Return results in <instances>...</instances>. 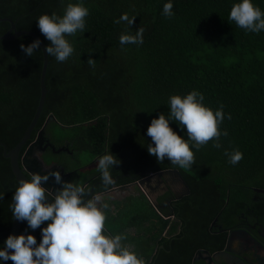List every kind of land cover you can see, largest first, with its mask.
Wrapping results in <instances>:
<instances>
[{
    "label": "trees",
    "instance_id": "trees-1",
    "mask_svg": "<svg viewBox=\"0 0 264 264\" xmlns=\"http://www.w3.org/2000/svg\"><path fill=\"white\" fill-rule=\"evenodd\" d=\"M79 2L0 0V18H11L19 30H33L47 47L50 41L39 30L38 17L53 12L62 16L68 3ZM82 2L89 9L85 29L66 37L74 47L73 54L65 62L48 56L47 93L30 140L51 114L45 131L55 137L51 128L59 129L57 138H68L77 150L92 156L111 152L120 160L119 168L136 178L147 170L177 168L189 187V193L174 206L184 237L168 241L177 242L176 248L184 253L168 264H176L177 259L190 264L196 248L223 246L224 234L211 235L208 230L215 217L223 226L230 225L237 220L243 200L252 202L253 191L263 194L256 189H264V30L246 32L228 19L233 4L240 0H171V18L163 15V5L169 0ZM252 2L264 11V0ZM125 13L135 17L131 27L114 22ZM9 27L8 21H0V35ZM138 28L144 29L142 44H120L121 34H135ZM34 40L30 35L0 38V142L7 149L23 135L40 96L41 48L30 57L20 47ZM90 57L96 60L95 68L87 63ZM193 90L203 94L206 107L215 111L223 105L225 119L220 128L228 135L221 136L220 148L210 141L196 150L190 143L195 157L190 169L172 165L167 159L158 163L147 151L152 143L147 135L151 120L161 113L168 115L171 96L183 97ZM169 123L187 139L186 128L175 121ZM234 149L243 153L236 165L225 155ZM2 150L0 145V249L10 230V205L18 187ZM134 204L130 209H136L129 211L130 215L108 214L106 224L114 235H125L124 241H135L134 235L128 237L129 226H135L140 233L135 245L144 248L136 254L148 258L155 245L163 243L166 221L147 201ZM259 205V221L264 222V203ZM26 223L23 221L22 227ZM46 226L47 222L34 230L37 244ZM162 261L157 250L152 264Z\"/></svg>",
    "mask_w": 264,
    "mask_h": 264
},
{
    "label": "clouds",
    "instance_id": "clouds-1",
    "mask_svg": "<svg viewBox=\"0 0 264 264\" xmlns=\"http://www.w3.org/2000/svg\"><path fill=\"white\" fill-rule=\"evenodd\" d=\"M173 4L171 0L163 5V15L171 18ZM89 9L83 4L68 3L62 16L53 12L42 14L37 19V26L44 37L50 41L46 47L48 56L57 62H65L74 52L73 45L66 39L85 29ZM228 19L246 32L259 33L264 30V11L253 4L252 0H240L233 4ZM135 17L127 13L114 21L125 22L129 27ZM143 28L135 34H121L120 44H142ZM22 51L32 56L39 49L40 41L20 45ZM95 68L96 60H87ZM204 96L198 91H191L185 96L173 95L169 98V113H161L153 118L147 129L152 143L147 147L149 155L156 157L158 163L165 159L182 169H190L195 163L194 152L213 141V147H222L221 136H227V130L221 131L220 125L225 119L223 105L215 111L203 104ZM228 119H231L229 114ZM170 121L186 128L187 139L178 135L170 127ZM154 145V146H153ZM232 165L243 159L238 149L225 151ZM120 164V160L111 152L98 159V170L105 188L114 186L110 169ZM49 177L62 185L54 192L42 187ZM2 198V197H0ZM51 200V202H49ZM107 203H102L100 194L91 195L85 186L62 180L59 171L48 170L47 174L30 173V179H20L12 196L10 205L12 216L19 221H27L32 230L42 228L39 244L35 236L9 235L0 249V259L11 260L14 264H145L143 257L123 243V234L110 235L105 232ZM11 250V251H10Z\"/></svg>",
    "mask_w": 264,
    "mask_h": 264
},
{
    "label": "flooded vegetation",
    "instance_id": "flooded-vegetation-1",
    "mask_svg": "<svg viewBox=\"0 0 264 264\" xmlns=\"http://www.w3.org/2000/svg\"><path fill=\"white\" fill-rule=\"evenodd\" d=\"M36 136L37 132H35L33 139L28 140L27 145L36 139ZM48 141L57 148H68V150L60 151L59 153L52 152L54 154L52 157L66 152L72 157L73 161L59 160L57 159L58 157L50 160H48L49 158L46 159L47 153L51 151ZM59 142L56 145L57 142L54 141L51 133L47 130L45 131L44 140L40 144H37V147L34 149V157L41 161L38 164L40 168L39 174L45 175L44 173H47L48 170L55 171L56 169L62 175L63 181L81 184L90 191L91 195L100 194L102 196V203L108 204V208L104 209L106 217L109 216L108 214L116 217L119 208L123 207L127 201L129 202L130 198L134 200V203L147 201V204L154 208L161 218L166 221V224L161 235L163 243L155 245L148 258L141 256L145 264H152L153 255L157 254V250L162 255V264H168V260L170 261L175 256L184 253L182 249L176 248L177 242L168 241L170 238L180 237L183 239L184 237V234L182 235V221L177 216L174 208L179 200L175 198V195L183 191V186L179 182L174 181L173 175H168V179L164 178L159 181L153 177L149 181H145L142 187L138 184V181L146 177L150 173L149 170L142 177L136 178L129 172L122 171L119 165L118 167L116 165L110 169L111 176L115 182L114 186L105 188L101 181V172L98 170V159L103 154L94 155L91 161L81 163L74 156L75 152L78 154V150L72 145V141L61 137ZM27 145L21 155L25 152ZM61 169L63 170L62 173ZM24 173L30 179V174L27 171H24ZM53 178L49 177L46 183H42V187L53 192L61 188L62 185L56 184ZM126 178L129 179L125 180ZM251 200L252 202L243 200L242 209L239 211L237 220H234L230 225L223 226L217 221V217L210 222L208 230L211 235L224 234L225 240L223 246L216 250H210L208 247L196 248L191 255L190 264H264V222L259 221L257 210L260 206L259 204L264 203V193L253 191ZM148 224L145 221L144 226ZM25 225L22 227L21 223V234L35 236V231L28 230L27 223ZM174 225L176 226L175 230L172 229ZM128 230L129 236L134 235L137 242V236H140V233L136 230L135 226H129ZM145 233L146 230L144 228L143 235L144 238H147ZM135 241H123V243L129 246L135 253L140 252L141 254L144 248L136 247ZM157 264L160 263L158 262ZM176 264H181L179 259H177Z\"/></svg>",
    "mask_w": 264,
    "mask_h": 264
},
{
    "label": "water",
    "instance_id": "water-1",
    "mask_svg": "<svg viewBox=\"0 0 264 264\" xmlns=\"http://www.w3.org/2000/svg\"><path fill=\"white\" fill-rule=\"evenodd\" d=\"M0 21H8L10 23V27L7 29L5 33L0 35V38L2 39H15L21 35H30L34 37L36 40L40 41V48L42 51V67L40 71V96L38 99V103L35 109V112L33 114V117L29 124L27 125L23 135L19 139V141L10 149H7L6 145L2 142H0V145L3 147L2 154L4 157L9 158L10 162V167L13 172V175L18 182L20 179H29L28 176L24 173V171H27L29 174L30 173H39V159L34 157V149L37 147V144H40L44 140V133H45V127L48 122L49 117H47L46 121L42 125V127L37 130V136L36 139H34L32 142H30L26 149L25 152L20 156V150L21 148L26 144V142L30 139L32 130L34 129L38 118L40 116V113L42 111L46 93H47V87L45 85V75H46V70H47V65H48V55L46 53V46L41 39V37L34 32L33 30L30 29H17L15 26V22L9 18V17H1ZM48 145L51 149L52 152L54 153H59L60 151L68 150V148H63V147H55V145L51 144L48 141ZM62 170V169H61ZM56 171V169H55ZM63 170L61 171V173ZM47 174V173H44ZM168 175H173L174 176V181L179 182L183 186V191L180 193H176L175 198L180 199L183 195L189 193V187L187 186L183 176L181 175L180 171L177 168H167L163 169L160 171H155V172H150L146 177L140 179L138 181V184L143 187V184L145 181H149L151 178L155 177L156 180H162L164 178L168 179ZM62 177V175H61ZM54 179V178H53ZM257 191H262L264 193V189H256ZM51 201V200H50ZM154 205V203H153ZM22 221L17 220L15 217L12 216V221H11V226L10 230L8 233L9 235H19L20 231V226H21ZM7 236V237H8ZM11 251V250H10ZM9 261V260H8ZM8 261H4L0 259V264H7Z\"/></svg>",
    "mask_w": 264,
    "mask_h": 264
},
{
    "label": "rangeland",
    "instance_id": "rangeland-1",
    "mask_svg": "<svg viewBox=\"0 0 264 264\" xmlns=\"http://www.w3.org/2000/svg\"><path fill=\"white\" fill-rule=\"evenodd\" d=\"M51 129H54L55 134L58 137L59 136V133H60L59 129H56V128H53V127ZM56 136L54 137V140H55V142H57L56 143V145H57V144L60 143L59 141H60V138L61 137L60 138H57ZM77 152H78L79 156H78V154L76 152H75L74 156L81 163L87 162V161H91L93 159V156L89 152H86V151H83V150H78ZM52 154H53L52 151H49L47 153V158H50V159L51 158H55V157H52L53 156ZM56 157H58L57 159L63 160V161H67V160H69L70 162L73 161L72 157L68 153H66V152H62L61 154L56 155ZM141 199H142V197H141ZM124 205L120 209V212L121 213L119 214V216H116V217H122L124 214H125V216H126V214L130 215V212L131 211H135V209H136V208L135 209H130V207H135L134 206L135 205L134 204V200L131 199V198H130L129 202L127 201V203L126 204L124 203ZM104 227H105V230L107 231V234L113 235V231H111L112 228L110 229V227H108V225L106 224V221H105V226ZM128 237L130 238V236H128Z\"/></svg>",
    "mask_w": 264,
    "mask_h": 264
}]
</instances>
